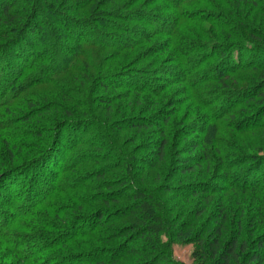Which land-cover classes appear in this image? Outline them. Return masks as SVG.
I'll list each match as a JSON object with an SVG mask.
<instances>
[{
	"label": "trees",
	"instance_id": "obj_1",
	"mask_svg": "<svg viewBox=\"0 0 264 264\" xmlns=\"http://www.w3.org/2000/svg\"><path fill=\"white\" fill-rule=\"evenodd\" d=\"M220 1L0 0V264H181L170 251L179 239L195 245L197 264H264V179L245 167L262 164L264 175V19L260 28L234 21L251 6L264 13V0H235L237 11ZM136 22L149 30L134 38ZM165 70L173 73L156 81ZM170 83L207 112L208 133L184 148L201 156L178 167L165 164L182 109ZM129 95L152 115L111 122L123 106L113 99L131 105ZM195 122L183 130L194 134ZM227 127L251 135L236 146L223 138ZM150 128L154 159L140 170L117 143ZM172 170L177 184H163ZM170 191L180 202L174 216L158 194Z\"/></svg>",
	"mask_w": 264,
	"mask_h": 264
},
{
	"label": "rangeland",
	"instance_id": "obj_2",
	"mask_svg": "<svg viewBox=\"0 0 264 264\" xmlns=\"http://www.w3.org/2000/svg\"><path fill=\"white\" fill-rule=\"evenodd\" d=\"M200 1V0H199ZM217 2H221L220 0H217ZM158 3H161L160 1H157V2H153L152 3V7H154L155 5H157ZM201 3V2H200ZM230 3H231V5H233V7L234 8H236V11H237V9L239 10V7H237V3H236V1L235 0H231L230 1ZM206 6H208L207 4H202L201 3V5H200V7L203 9V8H206ZM259 6H261V4H259ZM224 12V14L226 15L227 14V16H231L232 17V15H231V13L229 12V10H227L226 8H224V6H222V8H221ZM250 11H251V13H249L250 15H245V13L243 14V13H241V11L239 10V12H240V15H241V17H238L239 19L238 20H234L235 22H237L238 24H239V26H241V29H243L242 28V23L240 24L239 22V20H241L242 22H246V24L248 23L249 25H252V26H255V27H257V28H260V27H263L261 24H260V22L264 19V17L262 16V15H264V13L263 12H261V11H258V9L257 8H254V7H250ZM212 12H218V10H213ZM161 14V13H160ZM217 14V13H216ZM160 17V21L162 22V21H164L165 22V24H169L170 23V18L168 17V16H166L165 14L164 15H162V16H159ZM206 23L207 22H202V24L204 25V26H207V27H209L208 26V24L206 25ZM133 26H134V29H133V37L134 38H136V37H138L140 34H141V36L143 35V34H145L146 32H148V30H149V28H146V26L145 25H141L140 23H138V22H136V24H133ZM152 38L154 39V40H162V39H164L165 37L162 35L161 36V34H157V35H154V37H153V35H152ZM246 38V37H245ZM248 41H251V39L250 38H246ZM153 40V41H154ZM202 42H208V41H206V40H203ZM155 49V48H154ZM167 54H169L168 52H166V54H164V55H167ZM247 56V52H245V55H244V58ZM170 57V56H169ZM261 57V56H260ZM261 59H263V61H264V57L262 56L261 57ZM255 60H257V58H255ZM161 63H162V65L161 66H163L162 68H166V67H169V66H167L169 63L166 61V62H162L161 61ZM171 63V62H170ZM171 66V65H170ZM173 68H175V66H172ZM174 72H176L177 74H178V76H183L184 75V68L183 67H178V68H176V69H174ZM173 73V71L172 72H168V71H163V72H157L156 74H154V77H156V81H157V79H161V78H164V77H168V76H170L171 74ZM175 81H177V80H174V82ZM161 82H163L164 84L166 83V81L165 80H163V81H160V83ZM178 82V81H177ZM171 85H170V91L172 92V91H176L175 93H174V96L176 97V102H177V105L180 107V106H182V109L180 110V112L179 113H177V115L175 116V121L176 120H178V118L181 116V115H183L184 113H186L187 115H186V120L184 121V125H186V126H184L183 125V122H182V126L179 128V124L176 126L175 125V121L173 122V123H171L170 125H169V127H168V129L169 128H171V130L173 129V132L176 130H181L182 131V133H180V132H178V133H176V131L174 132V134H175V137L173 136V138H174V144H173V148L171 149L170 147H171V145H169V148H168V152H166V160L167 161H165V164H167V165H171V167L173 166V167H178V164H176L177 163V161H179L180 159H182L183 157H187L188 155H192V157H200L201 155H200V153H201V148H199V147H197L193 152H192V154H189L187 151V149H184V148H187L188 146H191V143H193V142H196V141H198L199 139H200V133L201 132H203V130H206V134L208 133L207 132V128L204 126L205 124H204V122L202 123V119H201V117H200V115L202 114V115H205V114H207V112H205V110L203 109V107H200L196 102H194L193 100L192 101H189V99L187 98H184L185 96H186V92H187V90H186V87H185V85H183V84H173V83H170ZM185 84V83H184ZM120 88V87H119ZM244 88V84H242V83H238V85H236L235 87H233V89H243ZM167 90H168V88L166 87V89H165V91H166V93H167ZM116 91H120V92H124V91H126V90H124V88L122 87L121 89H116ZM169 90H168V95H170L169 94V92H170ZM170 92V93H171ZM108 94H111L110 92H106V95H108ZM219 96L216 98V101L218 100V98L219 99H224V97H225V95L224 94H218ZM130 96V95H129ZM132 97H133V95L132 96H130V103H131V105H127L126 103V99L127 98H125L124 100H119L118 101V99L117 98H115V99H113V102H112V104L113 105H115V104H117L118 102L120 103V104H122L123 103V106L121 107V109H120V114H118V115H116L117 113H114V114H112V116L110 115V117L109 118H111V122H113L114 121V119L116 118V117H119V118H121V117H124V116H126L127 114H133V113H136V114H138V113H140V114H144V115H152L151 114V111L150 112H144L143 113V110L142 109H144L145 107H146V105H144V104H141V105H139V106H137L138 108L137 109H135L134 108V105H135V101L132 99ZM226 100V99H225ZM237 100H239V98L238 97H235L234 98V102H236ZM121 101V102H120ZM221 101H218L217 103H215L216 104V106H218V104L220 103ZM233 102V103H234ZM132 103H133V106H132ZM233 103H230V102H226V107H224V104H222L223 105V108H228V107H230L231 106V104H233ZM119 106V105H118ZM136 106V105H135ZM113 109L115 110V107H113ZM116 110H117V107H116ZM135 111H137V112H135ZM101 115V114H100ZM247 118L249 117V118H252V119H254V117H255V115H254V113L253 114H250V115H245ZM244 116V117H245ZM101 117L104 119V121H106L107 120V116H102L101 115ZM245 117V118H246ZM193 118H195V120H196V127H198V128H196V130H197V132H195L194 134H190V133H188L189 131L188 130H183L185 127H188L189 125H190V123H191V121H192V119ZM264 119V118H263ZM113 120V121H112ZM113 124V123H112ZM112 124H111V126H112ZM110 126V125H109ZM92 129H94V128H92ZM155 130H156V128H150V129H148L147 131H142V132H140V135L139 136H137V138H136V140L135 141H133V142H131L132 140H130L131 138V135L129 134V131H126V132H124V134H125V140L127 141L125 144H123V143H117V145L118 146H120L121 148H123L124 150H126V151H130L131 153H130V155H136V156H138V160H137V163L135 164V165H137V167H139V169L140 170H144L145 168H144V162H147L148 160H150V159H154V156H153V154H152V150H151V148H149V146H148V144H147V142L148 143H150V141H152L153 139L155 140L156 139V133H155ZM201 130V131H200ZM116 131V130H115ZM184 132V133H183ZM215 133V132H214ZM226 134L227 135H223V138L225 139V140H227V141H230V142H233V143H235V145L236 146H238V145H241V143L242 142H240V140H238V138L237 137H239L242 141H243V138H242V136H250L251 134H249V133H244V135H242V134H238V133H235V132H233V131H231V130H229V128L227 127V131H226ZM180 136H186V140H184L183 142H181V140H180ZM232 136V138L233 139H235V141L234 140H232V138H229V137H231ZM259 140V142L261 143V145H263V147H264V140H261V139H258ZM236 141H237V144H236ZM248 142L250 143L251 142V139H249L248 140ZM252 143H253V141H252ZM252 143H250V144H248V145H243L244 146V148L245 149H248L247 148V146L249 147V149H250V147L254 144H252ZM209 147V146H208ZM213 149H214V145H212L211 147H210V151H213ZM179 151H181V153L179 152ZM229 151V152H228ZM250 151H252V150H250ZM227 152L229 153V155L230 156H227L228 158H230L231 156H232V153L233 152H231V150L229 149V150H227ZM231 153V154H230ZM179 155L178 156V160H176L177 158V156L176 155ZM258 156H260V157H262V156H264V150L263 151H261V152H259L258 153ZM242 164H238L237 166L240 168V166H241ZM243 166V165H242ZM246 167V170L247 171H249V170H251V175L252 176H250L251 177V179H253V178H256V179H260V178H262V180L264 179L263 178V172H262V164L261 165H255V164H251V165H248V166H245ZM48 169H50V168H48ZM175 170H172V172H170V174H171V176H170V178H169V180L167 181V180H165L164 182H163V184H165V183H168L167 185L168 186H172V185H176L177 184V179H178V177H180L177 173H175L174 172ZM44 173V176L45 177H47L48 178V174L46 173V172H43ZM147 173H149L148 171L146 172V171H141V173H140V175H142L143 177L145 176V179H146V182L147 183H149V181H150V179H149V176L147 175ZM217 185H224V182H222V180L221 179H218L216 182H215ZM161 192H159L158 194L159 195H161V196H163L165 199H164V202H165V208L163 209V211H164V214L165 215H171V214H173V216L175 215V213L178 211V205H180V202H179V199H177L176 198V196H175V194L174 193H172L171 191L170 192H168V193H161ZM181 201V200H180ZM182 204V203H181ZM172 212V213H171ZM79 227V226H78ZM75 241H78V239H76ZM195 249V245L194 244H192V243H190L189 241H186V240H181V239H179V240H175V241H172V243H171V246H170V251H171V259L173 260V261H176V262H178V263H181V264H197V262H196V260L192 257V252H193V250ZM1 252V254H2V252H4V249L3 250H1L0 251ZM46 252L47 253H49L47 250H46ZM105 255H108V252L105 254ZM89 256H87V258H88ZM1 264H7L6 262H5V260H4V258L1 260Z\"/></svg>",
	"mask_w": 264,
	"mask_h": 264
}]
</instances>
